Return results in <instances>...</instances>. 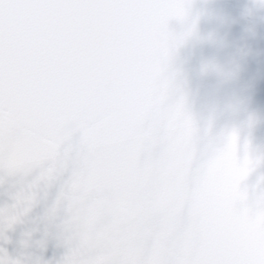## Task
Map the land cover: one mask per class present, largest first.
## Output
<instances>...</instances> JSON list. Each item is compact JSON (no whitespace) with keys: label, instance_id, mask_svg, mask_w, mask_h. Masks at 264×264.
<instances>
[{"label":"snow or ice","instance_id":"6c2138e0","mask_svg":"<svg viewBox=\"0 0 264 264\" xmlns=\"http://www.w3.org/2000/svg\"><path fill=\"white\" fill-rule=\"evenodd\" d=\"M189 7L0 0V169L47 162L50 179L75 141L66 264H264V234L240 251L215 240L221 204L264 215V193L242 187L255 161L247 143L238 155L237 132L197 129L173 93L168 59L180 40L167 25Z\"/></svg>","mask_w":264,"mask_h":264},{"label":"water","instance_id":"95a60500","mask_svg":"<svg viewBox=\"0 0 264 264\" xmlns=\"http://www.w3.org/2000/svg\"><path fill=\"white\" fill-rule=\"evenodd\" d=\"M184 20L171 19L168 32L180 42L167 70L174 95L182 99L199 130L214 136L235 131L240 152L247 143L254 166L242 184L252 199L264 193V0H189ZM63 171L42 179L49 167L27 174L0 169V261L3 264H66L73 222L71 185L75 141L66 142ZM227 169V160L221 164ZM221 194H226V185ZM30 199L28 210L23 201ZM12 216L17 219L9 223ZM215 240L240 251L264 234V215H231L221 204L213 217Z\"/></svg>","mask_w":264,"mask_h":264}]
</instances>
